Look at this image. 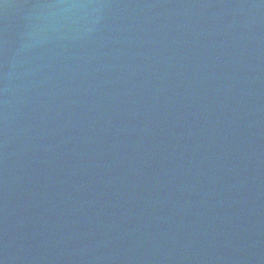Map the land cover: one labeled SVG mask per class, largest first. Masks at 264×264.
Segmentation results:
<instances>
[{
	"label": "water",
	"instance_id": "1",
	"mask_svg": "<svg viewBox=\"0 0 264 264\" xmlns=\"http://www.w3.org/2000/svg\"><path fill=\"white\" fill-rule=\"evenodd\" d=\"M0 264H264V0H0Z\"/></svg>",
	"mask_w": 264,
	"mask_h": 264
}]
</instances>
